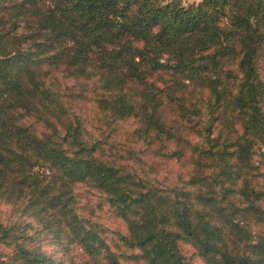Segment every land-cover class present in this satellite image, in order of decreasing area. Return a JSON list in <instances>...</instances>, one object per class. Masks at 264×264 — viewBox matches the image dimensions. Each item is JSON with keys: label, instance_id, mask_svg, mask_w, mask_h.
<instances>
[{"label": "trees", "instance_id": "obj_1", "mask_svg": "<svg viewBox=\"0 0 264 264\" xmlns=\"http://www.w3.org/2000/svg\"><path fill=\"white\" fill-rule=\"evenodd\" d=\"M264 264V0H0V264Z\"/></svg>", "mask_w": 264, "mask_h": 264}, {"label": "rangeland", "instance_id": "obj_2", "mask_svg": "<svg viewBox=\"0 0 264 264\" xmlns=\"http://www.w3.org/2000/svg\"><path fill=\"white\" fill-rule=\"evenodd\" d=\"M184 3H187V2H191V1H193V0H182ZM193 263L194 264H201L199 261H197V260H194L193 261Z\"/></svg>", "mask_w": 264, "mask_h": 264}]
</instances>
